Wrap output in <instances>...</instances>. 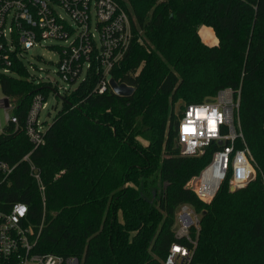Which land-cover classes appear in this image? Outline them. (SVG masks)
<instances>
[{"label": "trees", "instance_id": "obj_1", "mask_svg": "<svg viewBox=\"0 0 264 264\" xmlns=\"http://www.w3.org/2000/svg\"><path fill=\"white\" fill-rule=\"evenodd\" d=\"M116 1L132 38L109 74L133 95L95 91L102 74L93 64L44 123L36 148L25 122L33 96L46 101L50 86L35 82L18 50L8 53L9 64L0 62V91L15 100L16 118L0 129V159L16 165L0 185V209L27 206V223L41 226L34 254L73 256L80 264H163L176 241V211L189 205L201 215L191 264H264V0ZM200 26L213 30L215 45L201 40ZM223 88L239 91L256 177L234 192L223 182L205 204L186 185L217 145L181 155V112L173 106L178 99L181 107L201 103ZM29 152L44 206L21 160Z\"/></svg>", "mask_w": 264, "mask_h": 264}, {"label": "built area", "instance_id": "obj_2", "mask_svg": "<svg viewBox=\"0 0 264 264\" xmlns=\"http://www.w3.org/2000/svg\"><path fill=\"white\" fill-rule=\"evenodd\" d=\"M91 7L96 34L90 28ZM59 10L70 17L72 24ZM131 32L130 18L116 0H0V62L9 64L8 53L18 50L22 56L45 39L62 41L58 64L61 80L80 83L96 64L102 74L95 87L98 93L110 89L109 73L127 50ZM45 106L43 96L35 94L25 122L26 136L34 148L43 143L44 130L38 127L37 117ZM5 116L6 121L16 122L14 116ZM175 132L177 147L184 156H199L207 147L217 145L210 162L189 180L188 186L199 201L210 203L225 181L229 189H240L253 180L255 163L240 127L238 90L223 88L201 103L183 106ZM30 154L21 160L28 163L29 175L38 186L44 206L40 171L30 161ZM15 167L0 159V185ZM27 213V206L21 202L0 209V264H80L73 256L32 253L41 226L36 231L28 224ZM200 219L191 206L178 208L173 228L176 241L170 245L163 264H191Z\"/></svg>", "mask_w": 264, "mask_h": 264}, {"label": "rangeland", "instance_id": "obj_3", "mask_svg": "<svg viewBox=\"0 0 264 264\" xmlns=\"http://www.w3.org/2000/svg\"><path fill=\"white\" fill-rule=\"evenodd\" d=\"M59 13L66 19V21L72 24L70 17L65 14L63 11L59 10ZM95 19L93 15V9H90V28L95 33L94 27ZM96 34V33H95ZM198 34L201 40L207 45H215L217 43L216 37L213 33V30L207 26H200L198 28ZM64 45V42L58 41L55 39H45L38 43L32 49H29L25 52H22V61L26 66L29 74L34 78L35 82L38 84H48L50 86L49 92L46 97V106L38 114V127L42 130L45 129V124H49L52 119L55 117L57 112L62 107V99L65 93L68 90L74 89L79 81L69 84L61 80L58 74V64L60 61L59 50L57 47ZM84 74V73H83ZM110 80V79H109ZM4 98L0 91V99ZM211 98V96L205 97L203 100ZM9 109L0 108V129L3 128L6 124V116L11 115L12 108L15 105V100L9 99ZM182 102L178 99L174 106L173 111L175 114L181 112ZM45 123V124H44ZM253 158V157H252ZM254 160V159H253ZM254 177H256V169L254 170ZM191 181V179H190ZM190 181L187 183V187L190 184ZM229 189V185H228ZM242 189V188H240ZM239 189L230 188V192H234Z\"/></svg>", "mask_w": 264, "mask_h": 264}, {"label": "water", "instance_id": "obj_4", "mask_svg": "<svg viewBox=\"0 0 264 264\" xmlns=\"http://www.w3.org/2000/svg\"><path fill=\"white\" fill-rule=\"evenodd\" d=\"M109 87L115 95L119 97H125V98L132 96L135 91L133 87H130L124 83H118L113 78H110L109 80ZM0 108H3V109L10 108L9 100L7 97H4L0 100ZM187 188L191 190L190 186H188Z\"/></svg>", "mask_w": 264, "mask_h": 264}, {"label": "clouds", "instance_id": "obj_5", "mask_svg": "<svg viewBox=\"0 0 264 264\" xmlns=\"http://www.w3.org/2000/svg\"><path fill=\"white\" fill-rule=\"evenodd\" d=\"M21 211H22V209H21Z\"/></svg>", "mask_w": 264, "mask_h": 264}]
</instances>
